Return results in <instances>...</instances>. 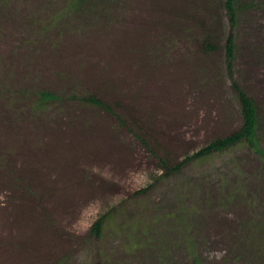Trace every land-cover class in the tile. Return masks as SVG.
Instances as JSON below:
<instances>
[{
    "label": "rangeland",
    "instance_id": "obj_1",
    "mask_svg": "<svg viewBox=\"0 0 264 264\" xmlns=\"http://www.w3.org/2000/svg\"><path fill=\"white\" fill-rule=\"evenodd\" d=\"M236 7L0 0V264H264V0ZM241 94L257 139L204 153Z\"/></svg>",
    "mask_w": 264,
    "mask_h": 264
},
{
    "label": "trees",
    "instance_id": "obj_2",
    "mask_svg": "<svg viewBox=\"0 0 264 264\" xmlns=\"http://www.w3.org/2000/svg\"><path fill=\"white\" fill-rule=\"evenodd\" d=\"M237 0H223L224 7L226 9L227 14L229 15V18L235 22L237 19V7H236ZM229 53L228 60H233L234 58V45L229 40L227 43ZM50 94H43V98H50ZM241 106H242V115H243V127H242V136L241 134L228 138L227 140H220L213 143L210 148L204 153H208V151L212 150L213 152H220L221 150L227 149L228 147H233L237 143H239V140L244 138H251V142L255 141L257 139L256 131L259 129L260 126V120L259 115L257 113V109L255 108L253 102H250L246 100L245 96L241 94ZM258 142V141H257ZM202 154V152H201ZM209 154V153H208ZM208 156V155H207ZM197 156H195V159ZM203 159V158H202Z\"/></svg>",
    "mask_w": 264,
    "mask_h": 264
}]
</instances>
